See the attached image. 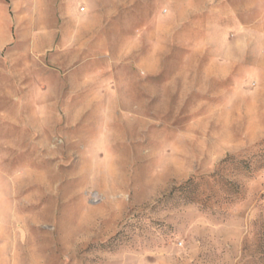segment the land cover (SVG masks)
Listing matches in <instances>:
<instances>
[{"label": "rangeland", "instance_id": "rangeland-1", "mask_svg": "<svg viewBox=\"0 0 264 264\" xmlns=\"http://www.w3.org/2000/svg\"><path fill=\"white\" fill-rule=\"evenodd\" d=\"M2 2L0 264H264V0Z\"/></svg>", "mask_w": 264, "mask_h": 264}, {"label": "crops", "instance_id": "crops-1", "mask_svg": "<svg viewBox=\"0 0 264 264\" xmlns=\"http://www.w3.org/2000/svg\"><path fill=\"white\" fill-rule=\"evenodd\" d=\"M0 3H3L2 0H0ZM4 42H6V40L4 39Z\"/></svg>", "mask_w": 264, "mask_h": 264}]
</instances>
